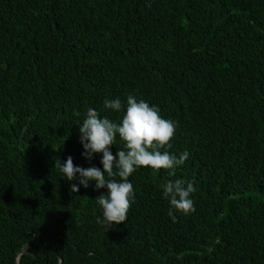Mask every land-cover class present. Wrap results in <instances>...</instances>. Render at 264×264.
Returning a JSON list of instances; mask_svg holds the SVG:
<instances>
[{
  "label": "trees",
  "instance_id": "trees-1",
  "mask_svg": "<svg viewBox=\"0 0 264 264\" xmlns=\"http://www.w3.org/2000/svg\"><path fill=\"white\" fill-rule=\"evenodd\" d=\"M129 94L190 158L135 172L109 230L107 189L72 193L56 162L103 170L79 125L89 107L120 123L104 100ZM176 179L196 210L173 219L161 186ZM21 250L19 264H264V0H0V264Z\"/></svg>",
  "mask_w": 264,
  "mask_h": 264
},
{
  "label": "clouds",
  "instance_id": "clouds-1",
  "mask_svg": "<svg viewBox=\"0 0 264 264\" xmlns=\"http://www.w3.org/2000/svg\"><path fill=\"white\" fill-rule=\"evenodd\" d=\"M104 109L123 112L122 121L116 123L109 116H101L99 111L89 107L79 125L84 149L82 155L91 161L97 154H102L103 170L99 167L77 166L71 156L63 163L57 160L56 169H59L63 180L71 182L72 193H79L81 186L87 189L93 183L97 191L107 189L106 195L96 199L102 210L97 223L111 230L129 218L136 199L134 185L129 178L135 172L141 168L155 171L163 169L175 176L176 170L189 160L190 153L184 151L177 156L169 151L178 125L171 119H165L158 106L129 94L126 105L119 97L105 98ZM75 115L79 117L81 113L77 111ZM117 137L123 146L114 155L112 148L116 146ZM116 176L120 179L116 180ZM161 187L171 206L168 213L170 217L175 219V211L184 215L195 212L192 197L197 189L193 182L176 179ZM23 255V250L17 254V264Z\"/></svg>",
  "mask_w": 264,
  "mask_h": 264
}]
</instances>
